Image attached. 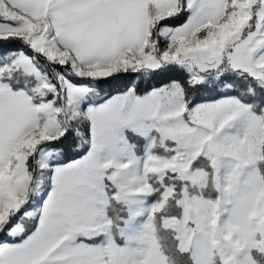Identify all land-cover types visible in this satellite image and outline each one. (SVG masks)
I'll list each match as a JSON object with an SVG mask.
<instances>
[{"label": "snow or ice", "instance_id": "obj_1", "mask_svg": "<svg viewBox=\"0 0 264 264\" xmlns=\"http://www.w3.org/2000/svg\"><path fill=\"white\" fill-rule=\"evenodd\" d=\"M0 264H264V0H0Z\"/></svg>", "mask_w": 264, "mask_h": 264}]
</instances>
